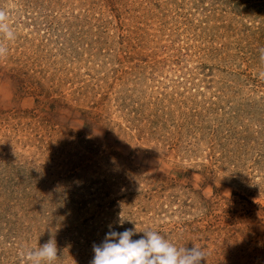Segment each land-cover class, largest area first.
Masks as SVG:
<instances>
[{"label": "rangeland", "instance_id": "rangeland-1", "mask_svg": "<svg viewBox=\"0 0 264 264\" xmlns=\"http://www.w3.org/2000/svg\"><path fill=\"white\" fill-rule=\"evenodd\" d=\"M0 10V264H91L110 226L264 264V0Z\"/></svg>", "mask_w": 264, "mask_h": 264}, {"label": "clouds", "instance_id": "clouds-1", "mask_svg": "<svg viewBox=\"0 0 264 264\" xmlns=\"http://www.w3.org/2000/svg\"><path fill=\"white\" fill-rule=\"evenodd\" d=\"M8 21L7 12L0 10V35L4 40L10 41L15 39V33ZM7 51L6 45L0 43V58L5 57ZM261 53L264 59V49ZM137 232L136 227L117 232L111 230L110 226L103 242L93 245L94 257L91 264H201L202 260H206L204 251L195 245L191 248H177L151 230L143 232L144 236L140 239L133 240L132 237ZM58 256L54 238L26 253L29 264H54Z\"/></svg>", "mask_w": 264, "mask_h": 264}]
</instances>
